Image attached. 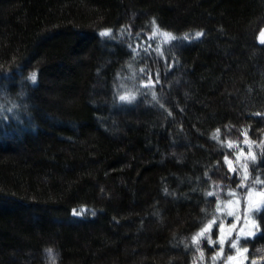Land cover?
Here are the masks:
<instances>
[{
	"label": "trees",
	"instance_id": "trees-1",
	"mask_svg": "<svg viewBox=\"0 0 264 264\" xmlns=\"http://www.w3.org/2000/svg\"><path fill=\"white\" fill-rule=\"evenodd\" d=\"M262 33L264 0H0V264H196L235 143L264 181Z\"/></svg>",
	"mask_w": 264,
	"mask_h": 264
},
{
	"label": "rangeland",
	"instance_id": "rangeland-1",
	"mask_svg": "<svg viewBox=\"0 0 264 264\" xmlns=\"http://www.w3.org/2000/svg\"><path fill=\"white\" fill-rule=\"evenodd\" d=\"M146 36L148 37L146 45L151 48L156 47L159 50L163 45L173 40L171 37H174L170 33L156 30ZM189 38L188 40H190ZM193 38L198 37L195 35ZM121 94L133 96L132 91L129 89H123ZM8 113L11 117L17 118L15 109L9 110ZM234 145L235 146L232 144L234 148H239L240 151L235 156V162L233 164L228 163V167L232 170L236 167L240 171L241 177L239 184L243 183L244 186L233 190L235 193L234 196L231 195L227 199H219L216 207V214L202 229L207 230L203 232V235H199L202 231L200 230L191 238V243L197 253L196 264L249 263L248 250L244 251L245 247L243 243L245 240L254 237L258 233L257 216L264 208V183L254 184L253 182L256 178L250 175L248 169L247 164L253 159L255 151H246L244 148L247 146L246 143L244 146H239L237 143ZM244 176L247 178L243 179ZM249 188H254L255 191H253L250 196H246L249 192ZM213 220L215 221L214 223L212 222ZM249 233H252V235H249ZM194 237L196 239H193ZM233 241H238L236 248L230 247ZM203 243L206 244L205 248H202ZM221 247L223 248L222 252L220 251ZM229 256L232 257L231 260L227 259ZM50 258L51 261L54 259L52 256H50Z\"/></svg>",
	"mask_w": 264,
	"mask_h": 264
},
{
	"label": "snow or ice",
	"instance_id": "snow-or-ice-1",
	"mask_svg": "<svg viewBox=\"0 0 264 264\" xmlns=\"http://www.w3.org/2000/svg\"><path fill=\"white\" fill-rule=\"evenodd\" d=\"M100 35H101V36H104V35H108V33H106V32H102V33H100ZM164 35H169V34H164ZM200 35H202V33H197V34H196L197 37H199ZM261 35L264 36V33H262ZM171 38L174 39V37H171ZM183 39H184V40H187L188 37L185 36V37H183ZM28 79H29L33 84H35L36 79H37L36 74L33 73ZM150 84H151V79L149 78V85H150ZM149 85H145V86H149ZM119 99H120L121 101H125V102H128V103H131L132 100L135 99V97H134V96H130V95H121V96L119 97ZM214 138H215V137H214ZM228 146L231 147V143H230V142H229ZM225 161L228 162L229 164L231 163L230 161L227 160V156H225ZM244 167H246V166H244ZM246 178H247L246 176L243 177V179H246ZM253 183H254V184H259V183H264V182L260 181L259 178H257ZM243 186H244L243 183H240V184L237 185V187H243ZM253 191H255L254 188H249V192L246 194V196H250V195L252 194ZM208 195L211 196V195H214V193L209 192ZM229 195H233V196H234L235 193L230 191V192H229ZM73 215H79V213H77L76 210H73ZM212 222L214 223L215 221L213 220ZM206 230H207V229L202 230L201 233H199V235H203V232L206 231ZM249 235H252V233H249ZM193 239H196V238L194 237ZM221 243H222V241H221ZM237 243H238V241H233L232 244L230 245V247H231V248H236ZM220 251H221V252L223 251V248H222V247H221ZM244 251H247V248H246V247L244 248ZM227 259H228V260H231L232 257L229 256Z\"/></svg>",
	"mask_w": 264,
	"mask_h": 264
},
{
	"label": "bare ground",
	"instance_id": "bare-ground-1",
	"mask_svg": "<svg viewBox=\"0 0 264 264\" xmlns=\"http://www.w3.org/2000/svg\"><path fill=\"white\" fill-rule=\"evenodd\" d=\"M118 96V95H117ZM116 99V98H115Z\"/></svg>",
	"mask_w": 264,
	"mask_h": 264
}]
</instances>
